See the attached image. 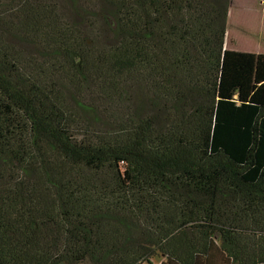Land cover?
<instances>
[{"label":"trees","instance_id":"16d2710c","mask_svg":"<svg viewBox=\"0 0 264 264\" xmlns=\"http://www.w3.org/2000/svg\"><path fill=\"white\" fill-rule=\"evenodd\" d=\"M232 0H0V264H264V54Z\"/></svg>","mask_w":264,"mask_h":264},{"label":"rangeland","instance_id":"374dc122","mask_svg":"<svg viewBox=\"0 0 264 264\" xmlns=\"http://www.w3.org/2000/svg\"><path fill=\"white\" fill-rule=\"evenodd\" d=\"M255 2L256 0H232L224 41L225 50L264 54V20L259 14L253 13Z\"/></svg>","mask_w":264,"mask_h":264},{"label":"crops","instance_id":"0c3cea01","mask_svg":"<svg viewBox=\"0 0 264 264\" xmlns=\"http://www.w3.org/2000/svg\"><path fill=\"white\" fill-rule=\"evenodd\" d=\"M255 6L256 7H254L253 13H256V15L259 14L262 17V19L264 20V0H258V1L256 0ZM229 13H230V9H229ZM229 13H228V16H229ZM263 31H264V22H263ZM246 53H248V52H246Z\"/></svg>","mask_w":264,"mask_h":264}]
</instances>
